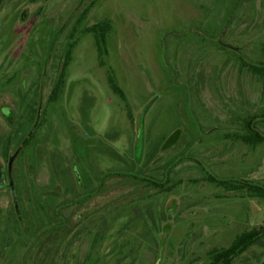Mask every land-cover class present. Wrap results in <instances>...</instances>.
I'll use <instances>...</instances> for the list:
<instances>
[{"label": "rangeland", "instance_id": "374dc122", "mask_svg": "<svg viewBox=\"0 0 264 264\" xmlns=\"http://www.w3.org/2000/svg\"><path fill=\"white\" fill-rule=\"evenodd\" d=\"M4 21L7 75L25 77L28 102L38 83L47 106L73 45L37 148L48 187L26 167L19 206L0 196V264H207L214 248L264 227V198L221 182L264 185V142L247 140L249 120L264 134V79L253 69L264 62V0H8ZM101 21L111 22L103 57L88 30ZM25 123L28 132V114ZM233 264H264V238Z\"/></svg>", "mask_w": 264, "mask_h": 264}, {"label": "flooded vegetation", "instance_id": "af4514ba", "mask_svg": "<svg viewBox=\"0 0 264 264\" xmlns=\"http://www.w3.org/2000/svg\"><path fill=\"white\" fill-rule=\"evenodd\" d=\"M7 1L8 0H0V12L4 10ZM34 1L37 0H31V2ZM26 14L27 13L23 14L21 17L23 22H25ZM3 19L6 20L7 18L4 17ZM1 23L4 25L5 23L10 22L4 21L0 22V24ZM0 29V38H4V43L0 44V54L3 55V58L0 62V118L3 119L6 123V129L0 131V196L11 197L14 206L17 207L19 206L21 193L26 192V190L28 189V176L26 175V167L36 168L33 178H35V186L37 188L44 189L48 187L46 186V184H44V178L42 177V174H44V170L46 169V162L44 161L43 151L42 149L38 151L37 148L43 145V143L39 142V139L41 131L43 130V128H45L43 127L44 121H46L45 126L47 127V129L49 128L51 120L53 121V106L57 101L58 94L61 92L64 86L63 84L61 86V89L57 90L58 82L61 77H64V79L66 77V71L68 70V67L71 63L70 61H72V55H70V45L73 44L67 43L66 54L64 59L62 60V63L60 64L58 72L59 74L57 75V78L54 81L53 86L51 87V90L49 92V102L46 104L47 106H44L42 100L39 99L40 95L38 94V83H35L36 91L35 94L32 95H37L38 98L32 97L34 101L31 103L28 102V94L26 89L27 81L25 77L21 78L20 73H13L10 76L7 75L11 63L9 59L10 51L8 43L11 42L9 40L12 30H8L5 28ZM52 32L53 31L51 29L46 48L42 49V52L44 50H50V52L48 53V61L49 57L51 56L52 47L55 43L57 35L56 32ZM48 61L46 65L48 64ZM38 70H41L40 66H38ZM37 105H42L45 114L44 116H38L36 112ZM27 114L28 117H30V122H32V125L29 128L28 132L26 131L25 123ZM28 151L31 153L30 159L27 157ZM20 177H22V180H20ZM80 180L81 179H79V181ZM85 189L86 186L83 184V190ZM78 193V196H82L80 191ZM92 193L93 194H89V197H84V201L81 203L72 199V201L70 200V202L72 205L73 203H75L76 206L83 204L87 205L95 196V192ZM52 196L53 195L46 196L45 194H43L39 198L42 203L53 202L54 197ZM55 205H61L62 208L64 206V204L59 202H56L54 206ZM42 206H44V204H42ZM96 208V204L91 208H84L83 210L85 213L83 214L89 216L92 212H95ZM1 211L2 209L0 208V212ZM18 212H20V210H18ZM76 216L79 220H81L83 215L81 214V212H79ZM106 252L104 253V256L107 255ZM157 264H159V262Z\"/></svg>", "mask_w": 264, "mask_h": 264}, {"label": "trees", "instance_id": "16d2710c", "mask_svg": "<svg viewBox=\"0 0 264 264\" xmlns=\"http://www.w3.org/2000/svg\"><path fill=\"white\" fill-rule=\"evenodd\" d=\"M88 30L94 32L97 43H98V50L101 57L106 55L107 52V38L108 33L111 30V22L110 21H101L92 25L88 28ZM253 69L259 74L261 78L264 79V62L263 65H255ZM64 77H61L58 82L57 90L61 89V86L64 84ZM110 85L112 86L113 90L126 102L127 96L124 89L116 82L112 75L109 78ZM264 115V113H263ZM253 121L249 120L248 125L252 131V137L248 136L247 140L249 142H264V134L260 131L253 130L251 125ZM122 178L127 176L126 174H120ZM126 179H135L138 180V176L129 174ZM149 184L154 186L158 191H162L166 188L162 183H158L156 181L147 180ZM134 182V181H133ZM222 184L226 185L228 189L239 190V189H246L251 195L258 196L264 198V185L255 184L251 181H245L241 183L235 182H227L221 181ZM264 238V227L261 229H252L245 231L239 234L235 240L229 245L221 248H214L212 251L209 252L210 254V261L207 264H233L234 260L243 254L251 245L258 242Z\"/></svg>", "mask_w": 264, "mask_h": 264}]
</instances>
